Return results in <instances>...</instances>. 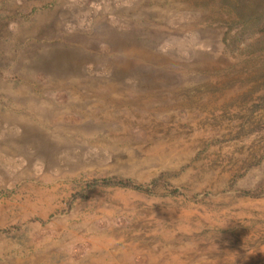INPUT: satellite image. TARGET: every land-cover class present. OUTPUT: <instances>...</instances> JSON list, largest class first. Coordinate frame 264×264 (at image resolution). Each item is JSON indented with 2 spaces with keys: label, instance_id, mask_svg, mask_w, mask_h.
I'll return each instance as SVG.
<instances>
[{
  "label": "rangeland",
  "instance_id": "obj_1",
  "mask_svg": "<svg viewBox=\"0 0 264 264\" xmlns=\"http://www.w3.org/2000/svg\"><path fill=\"white\" fill-rule=\"evenodd\" d=\"M0 264H264V0H0Z\"/></svg>",
  "mask_w": 264,
  "mask_h": 264
},
{
  "label": "trees",
  "instance_id": "obj_2",
  "mask_svg": "<svg viewBox=\"0 0 264 264\" xmlns=\"http://www.w3.org/2000/svg\"><path fill=\"white\" fill-rule=\"evenodd\" d=\"M97 186L102 187H109V186H118V187H125V188H133L136 190L144 191L147 188H144L140 184H136L132 180L121 177V176H112V177H106L99 180H92L88 183V188H95Z\"/></svg>",
  "mask_w": 264,
  "mask_h": 264
}]
</instances>
